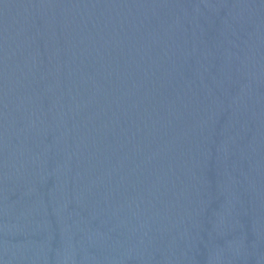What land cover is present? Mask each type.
<instances>
[{"label": "water", "instance_id": "95a60500", "mask_svg": "<svg viewBox=\"0 0 264 264\" xmlns=\"http://www.w3.org/2000/svg\"><path fill=\"white\" fill-rule=\"evenodd\" d=\"M0 264H264V0H0Z\"/></svg>", "mask_w": 264, "mask_h": 264}]
</instances>
